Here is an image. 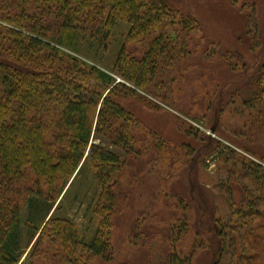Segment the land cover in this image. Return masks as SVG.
Returning <instances> with one entry per match:
<instances>
[{"label":"rangeland","instance_id":"374dc122","mask_svg":"<svg viewBox=\"0 0 264 264\" xmlns=\"http://www.w3.org/2000/svg\"><path fill=\"white\" fill-rule=\"evenodd\" d=\"M162 1L172 11L176 25L181 17H191L199 28L188 25L181 33L180 28L174 31L166 27L169 23H163L155 35L156 73L145 90L134 89L135 95L122 99L121 106L151 129L163 145L172 148L166 150L165 161V165L170 162L171 175L163 185L166 171L151 172L147 156L126 158L108 140L91 136L89 146L102 147L120 156L125 169L119 190L115 189L117 206L109 237L112 247L105 256L109 260L93 258L89 264H211L221 256L219 251L215 252V244L221 240L215 222L232 223L233 212L242 202L243 189L255 188L249 177L239 175L237 167L227 163L228 152H234L238 161L242 158L264 168V111L246 113L240 108V101H249L251 96L243 85L264 61V0ZM128 29L129 26L118 24L107 38L103 29L96 33L74 32L70 41L74 49L60 50L83 66L111 74L121 83L113 66ZM149 43L150 40L128 44L126 50L142 59ZM239 90L244 94L241 97ZM186 117L202 121L204 131H217L212 138L220 144L215 147L216 142L203 136L201 133H207L202 130L198 129V134L190 132L181 121ZM85 161L49 217L71 221L88 243L98 223L93 214L98 186L91 163L88 158ZM37 182L31 177L30 188ZM19 189L22 190L21 186ZM35 191L32 188L26 195L19 217L22 257L18 264H69L58 248L41 245L35 250L37 236L31 240L35 230H41L45 224L51 199L45 189L40 195ZM256 208L263 215L254 222L258 228L250 235L251 243L264 242V205ZM226 231L239 251L224 253L222 264H264V253L249 252L244 241L237 240L241 231ZM240 246L244 248L242 253ZM245 251L250 256L258 253L260 259L256 256L246 262L244 258L249 255ZM78 256L86 257L84 253Z\"/></svg>","mask_w":264,"mask_h":264},{"label":"trees","instance_id":"16d2710c","mask_svg":"<svg viewBox=\"0 0 264 264\" xmlns=\"http://www.w3.org/2000/svg\"><path fill=\"white\" fill-rule=\"evenodd\" d=\"M163 2L0 0V264H18L22 257L19 217L26 195L32 188L38 195L45 189L51 198L44 217L45 224L41 230H35L31 240L37 236L35 250L41 245L58 248L67 256L69 264H89L93 258L109 260L105 256L109 255L112 247L109 237L117 206L115 189L122 183L125 162L102 147L89 146L91 136L108 140L126 158L127 155L138 158L144 154L152 164L151 172L166 171L163 185L166 184L165 180L171 175L170 162L165 165L168 159L166 150L172 148L163 145L151 129L121 106L122 99L135 95L134 89L145 90L156 73L155 35L162 24L169 23L166 27L174 31L180 28L181 33L187 30L188 25L199 28L191 17H181L176 25L175 17L170 14L172 11L167 10ZM118 24L129 26L115 59V72L112 69L121 83L116 82L111 74L83 66L60 50L74 49L70 44L74 32L96 33L103 29L107 38ZM146 40L150 43L142 59L127 52L128 44H140ZM243 87L248 88L251 96L249 101H240V108L246 113H262L264 61ZM242 95L239 90L238 96ZM187 120L202 121L181 119L190 132L200 133ZM201 134L208 140L217 141L212 136ZM217 142L215 147L220 144ZM227 155V163L237 167L239 175L249 177L255 188L243 189L242 202L233 212L232 223L215 222L216 234L221 239L215 244V252L219 251L221 256L213 259L211 264H222L224 253L236 254L239 251L231 236H227L228 228L229 231H241L236 238L244 241L247 251L264 253V242H249L253 238L250 235L258 228L254 222L262 219L259 217L262 213L256 207L264 205V168L242 158L236 160L232 151ZM87 158L98 186L93 206L98 223L92 239L85 243L74 223L52 219L49 215L56 210V202L70 179L80 173ZM31 177L38 182L30 188ZM40 185L42 189L38 190ZM20 186L22 190H18ZM174 240L176 242L177 239ZM243 249L240 246L241 253ZM80 253L86 257L81 258L78 256ZM256 254L247 256L245 261L249 262V258L256 256L260 259Z\"/></svg>","mask_w":264,"mask_h":264},{"label":"built area","instance_id":"2783aa9c","mask_svg":"<svg viewBox=\"0 0 264 264\" xmlns=\"http://www.w3.org/2000/svg\"><path fill=\"white\" fill-rule=\"evenodd\" d=\"M189 123L192 126H194L196 129L202 130L203 132L207 133L206 135H211V133L208 130L204 131V129H203L204 127L201 123L193 122V121H189ZM198 125H201V126H198Z\"/></svg>","mask_w":264,"mask_h":264},{"label":"water","instance_id":"95a60500","mask_svg":"<svg viewBox=\"0 0 264 264\" xmlns=\"http://www.w3.org/2000/svg\"><path fill=\"white\" fill-rule=\"evenodd\" d=\"M212 131H214V130H212Z\"/></svg>","mask_w":264,"mask_h":264}]
</instances>
